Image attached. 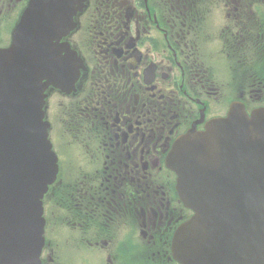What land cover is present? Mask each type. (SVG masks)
I'll list each match as a JSON object with an SVG mask.
<instances>
[{"label":"flooded vegetation","instance_id":"flooded-vegetation-1","mask_svg":"<svg viewBox=\"0 0 264 264\" xmlns=\"http://www.w3.org/2000/svg\"><path fill=\"white\" fill-rule=\"evenodd\" d=\"M27 1L0 0L2 45L4 29L12 28ZM83 4L59 40L61 85L46 88L50 139L77 173L68 176L77 186L70 195L76 202L58 217L93 238L102 203L106 213L122 215L124 226L133 210L148 206L156 214L152 232L163 233L158 228L168 230L186 210L164 166L176 139L225 115L234 101L248 112L264 106L257 66L264 0ZM111 258L109 264H125L119 255ZM69 264L93 261L73 258Z\"/></svg>","mask_w":264,"mask_h":264},{"label":"water","instance_id":"water-1","mask_svg":"<svg viewBox=\"0 0 264 264\" xmlns=\"http://www.w3.org/2000/svg\"><path fill=\"white\" fill-rule=\"evenodd\" d=\"M60 1L30 0L11 44L0 49V197L15 203L13 216L0 220L10 227L0 239V258L12 263L37 255L38 244L21 233L28 225L39 229V199L57 168L42 105L45 32L59 28L62 11L76 4ZM193 135L166 162L177 173L180 198L195 212L173 234L174 258L179 264H264V107L248 115L233 104Z\"/></svg>","mask_w":264,"mask_h":264}]
</instances>
